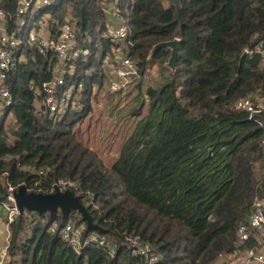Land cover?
Here are the masks:
<instances>
[{"label": "trees", "instance_id": "trees-1", "mask_svg": "<svg viewBox=\"0 0 264 264\" xmlns=\"http://www.w3.org/2000/svg\"><path fill=\"white\" fill-rule=\"evenodd\" d=\"M103 1L57 0L19 16L18 0H0V26L21 43L13 70L0 81L11 98L0 116V223L7 221V185L45 194L70 179L101 229L93 232L113 242L115 255L93 244L74 250L62 240L66 223L84 226L76 212L63 221L59 211L53 217L24 211L8 225L4 263L227 264L256 243L240 245L237 230L253 202L264 200V115L250 120L235 108L238 99L264 91V57H242L264 40V0H117L128 27L122 51L141 75L155 67L168 79L147 88V112L109 167L75 130L92 111L93 88L104 83L103 61L113 45ZM65 20L89 56L67 66L63 89L75 104L52 117L39 88L53 78L57 61L26 38L42 23L54 38ZM174 39L172 73L165 67L170 50L148 57ZM139 104L134 117L142 115ZM133 236L155 262L133 255L126 244Z\"/></svg>", "mask_w": 264, "mask_h": 264}, {"label": "built area", "instance_id": "built-area-1", "mask_svg": "<svg viewBox=\"0 0 264 264\" xmlns=\"http://www.w3.org/2000/svg\"><path fill=\"white\" fill-rule=\"evenodd\" d=\"M57 0H18L17 13L24 16L32 7L48 6ZM104 12L108 15V38L112 42L109 55L103 61V68L106 88L109 94L124 96L132 88L136 81L148 80L155 74L159 76L157 69L152 67L141 75L132 59L121 49V43L127 37V22L123 19L117 0H104ZM19 31V29H17ZM26 43L40 55L51 53L56 61V70L53 78L43 83L39 91L43 94V104L52 117L63 113L70 104L74 105L70 90L63 89L67 66L74 61L89 56V50L79 47L76 43L74 29L69 20H65L58 28L56 37L45 38L30 32ZM20 40L15 33H7L4 27L0 26V81H4L7 75L13 70L15 63V50L20 45ZM246 55L259 54L264 57V40L259 42L254 50H245ZM93 90V94H94ZM10 94L6 89L0 91V116L10 104ZM235 108L244 111L248 119L256 120L258 116L264 115V91L262 94H255L249 98L238 99ZM261 154L264 158V140L261 144ZM6 200L2 206L7 211V221L4 223L6 237L3 239L4 246L0 248V264H4L7 258V244L9 243L8 225L19 214L15 205L13 193L16 191L12 186L7 185ZM71 191L76 195L77 184L70 179H60L47 193ZM29 192V191H28ZM84 226L75 228L72 222L66 223L60 230L62 240L72 249L78 250L82 245L93 244L108 251L110 256L115 255V247L105 235L90 232L82 238ZM237 240L240 245L249 244L254 240V246L244 250L245 259L242 264L251 261L257 264H264V200L257 199L252 204L251 214L246 224H241L237 230ZM126 244L133 250V255L144 257L149 263L155 262L156 258L151 255L148 246L142 245L138 236L128 237ZM246 260V262H245Z\"/></svg>", "mask_w": 264, "mask_h": 264}, {"label": "rangeland", "instance_id": "rangeland-1", "mask_svg": "<svg viewBox=\"0 0 264 264\" xmlns=\"http://www.w3.org/2000/svg\"><path fill=\"white\" fill-rule=\"evenodd\" d=\"M37 7V6H36ZM45 23V22H44ZM168 79V73L159 71L148 80L136 81L124 96L109 94L106 83L97 90L91 99L92 111L84 121L78 125V136L84 144L91 148L103 162L109 167L117 156L121 144L132 133L137 122L146 114L148 98L145 92L148 87L161 85ZM70 90V89H67ZM138 103L143 104L142 115L134 117L131 111ZM6 237V233L0 230V240ZM4 242L0 241V248ZM238 255L232 256L233 259Z\"/></svg>", "mask_w": 264, "mask_h": 264}, {"label": "water", "instance_id": "water-1", "mask_svg": "<svg viewBox=\"0 0 264 264\" xmlns=\"http://www.w3.org/2000/svg\"><path fill=\"white\" fill-rule=\"evenodd\" d=\"M174 2L177 4L178 0H174ZM178 43L179 39H174L172 41L162 42L155 45L152 48L148 59H152L153 56H155L161 49L170 50V57L168 62L165 64V67L174 73L178 56ZM245 55L246 53L244 52L242 57H245ZM141 105L142 104L140 103L139 106ZM19 130L22 131V128H19ZM13 198L19 214L27 211L37 214L49 213V215L53 217L59 211L61 213L62 220L64 221L68 219L71 212H76L81 215L85 230L88 233L101 231V229L93 223L90 214L81 203L80 197L76 196L71 191L55 192L54 194H42L28 192L24 186H20L13 193Z\"/></svg>", "mask_w": 264, "mask_h": 264}, {"label": "crops", "instance_id": "crops-1", "mask_svg": "<svg viewBox=\"0 0 264 264\" xmlns=\"http://www.w3.org/2000/svg\"><path fill=\"white\" fill-rule=\"evenodd\" d=\"M106 17H107V21L109 20V18H108V15H106ZM32 33H35V34H37L38 36H42V37H45V38H50V37H52L49 33H48V31H46V29H45V24H41V27L38 29V30H36V31H31ZM129 93V92H128ZM0 230L3 232V230H4V223H0ZM0 241H3L2 239L0 240ZM4 242V241H3ZM244 259H245V255H244V253H240V255H239V257H237V258H235V259H233L232 257H229V259H228V263L227 264H242L243 263V261H244ZM8 261H6V263H7ZM245 262H246V260H245ZM5 264V263H4ZM248 264H257L256 262H254V261H251L250 263H248Z\"/></svg>", "mask_w": 264, "mask_h": 264}, {"label": "clouds", "instance_id": "clouds-1", "mask_svg": "<svg viewBox=\"0 0 264 264\" xmlns=\"http://www.w3.org/2000/svg\"><path fill=\"white\" fill-rule=\"evenodd\" d=\"M85 227V226H84Z\"/></svg>", "mask_w": 264, "mask_h": 264}]
</instances>
